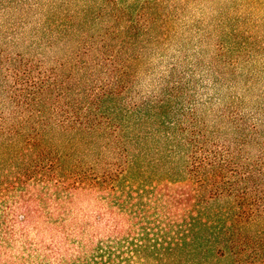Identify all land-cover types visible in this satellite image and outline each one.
<instances>
[{"label":"trees","instance_id":"16d2710c","mask_svg":"<svg viewBox=\"0 0 264 264\" xmlns=\"http://www.w3.org/2000/svg\"><path fill=\"white\" fill-rule=\"evenodd\" d=\"M198 2L0 0V264H264V87L224 80L263 40L167 57Z\"/></svg>","mask_w":264,"mask_h":264},{"label":"rangeland","instance_id":"374dc122","mask_svg":"<svg viewBox=\"0 0 264 264\" xmlns=\"http://www.w3.org/2000/svg\"><path fill=\"white\" fill-rule=\"evenodd\" d=\"M189 11L183 16L181 21L175 25L172 33L169 48H159L160 52L166 53L167 57L181 55L186 56L188 62L200 61L202 67L205 63L213 61L216 50V43L218 42L219 35L225 32L218 26L220 19L226 21L229 28L236 27L239 23L233 19L236 16H241L243 26L249 27L257 36L258 40H263L261 49L251 52L244 58L248 63L243 62L240 68L238 78L235 77L229 70L225 76V82L233 86V91L240 96H247L250 107L254 106L255 101L258 100L261 88L264 87V0H199L198 3H193L189 7ZM46 8L31 11L28 15L22 16L19 12L17 16H22L28 21L29 34L32 32L33 27H37L43 18V13ZM248 18V21H245ZM76 36L68 40V44L75 43ZM260 41V42H261ZM260 44V43H259ZM64 42H59L54 48H48L46 51H40L41 55L46 59L48 64H53L55 59L63 58L65 55ZM65 48V47H64ZM21 49H26V44L21 43ZM183 50V53H179ZM35 53V52H34ZM251 57L252 61H249ZM55 58V59H54ZM252 80L249 81V78ZM247 83L251 87H247ZM224 89V96L227 93ZM223 93V91H222ZM50 134H55L60 137V131H51ZM60 139V138H59ZM93 204L89 198H84V206L89 207Z\"/></svg>","mask_w":264,"mask_h":264}]
</instances>
